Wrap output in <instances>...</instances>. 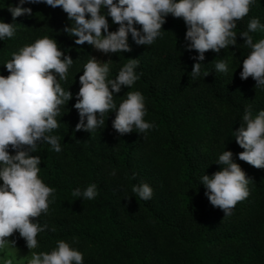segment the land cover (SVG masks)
Wrapping results in <instances>:
<instances>
[{
  "label": "trees",
  "instance_id": "obj_1",
  "mask_svg": "<svg viewBox=\"0 0 264 264\" xmlns=\"http://www.w3.org/2000/svg\"><path fill=\"white\" fill-rule=\"evenodd\" d=\"M17 6L19 0H0V22L16 24L15 35L0 40V75H10L4 66L12 53L45 36L56 40L74 62L67 80L59 81L72 99L60 106L59 127L51 133L60 137L62 151L40 143L32 153L41 161L39 178L56 190L49 197L48 213L33 221L48 227L38 234V246L32 250L14 233L9 240L15 247L51 252L64 240L83 253V264H264V169L239 160L244 150L233 135L246 107L251 106L254 116L264 110V90L255 89L251 77L240 79L243 60L251 51L240 33L253 18L264 25V0H255L248 15L236 22L235 47L205 53L201 75L195 79L190 73L198 53L186 50L187 26L171 14L152 45H137L129 34L130 52L107 54L112 61L108 79H115L128 59L139 60V80L114 93V103L118 108L128 91L141 92L144 120L154 124L145 133L134 129L123 135L112 127L115 110L105 115V126L91 133L75 131L79 77L93 57V46L76 45L77 38L64 31L72 22L62 8L25 3L32 14L13 20L8 9ZM101 14L110 32L118 30L106 8ZM250 35L258 42L264 39V28ZM221 59L228 64L227 73L215 69ZM224 150L233 153V162L251 181L249 196L228 216L211 205L201 184L203 175L221 170L216 163ZM141 183L153 190L148 201L132 192L133 185ZM91 184L97 185L95 199L72 195Z\"/></svg>",
  "mask_w": 264,
  "mask_h": 264
},
{
  "label": "clouds",
  "instance_id": "obj_2",
  "mask_svg": "<svg viewBox=\"0 0 264 264\" xmlns=\"http://www.w3.org/2000/svg\"><path fill=\"white\" fill-rule=\"evenodd\" d=\"M255 0H19V6L9 7L13 20L23 15H31V8L25 3H44L52 8H62L72 22L64 31L76 37V45L87 43L95 50L104 53L130 52L128 36L137 45H152L161 36L165 17L171 14L182 18L187 26L185 40L189 42L187 51H195L198 56L192 65L190 75L195 79L201 75L205 53H220L222 49L236 46L237 21L250 12ZM107 9V16L119 25L118 30L109 31L108 19L101 14ZM90 18H87L89 17ZM16 24L0 22V40L15 35ZM139 25L141 30H137ZM264 28L257 18L240 33L244 45L251 49L243 60L241 80L251 77L255 89L264 90V39L253 42L250 33ZM70 56L61 51L56 40L47 36L25 45L12 53V59L5 68L10 73L0 75V249L15 248V241H9L14 233L26 241L29 250L38 246L37 236L47 229L37 218L49 210V197L55 189L47 186L38 176L41 161L34 156L40 143H47L59 153L62 151L60 137L52 135L59 127L56 117L60 106L72 99V93L65 91L60 80L66 81L69 68L73 65ZM111 60L100 62L90 57L84 65L83 75L79 77L81 87L74 107L79 114L75 131L93 132L105 126L104 117L115 110L112 127L123 135L134 129L145 133L154 124L145 122L146 108L144 96L139 91H128L126 99L119 107L114 103V93L123 88H131L140 76L135 69L138 59H128L115 79H108ZM215 69L228 72V64L221 59ZM142 75V74H141ZM207 72L204 76H208ZM59 77V79H57ZM86 119V124H85ZM243 123L233 132L235 142L244 151L238 154L241 161L264 169V110L255 116L249 105L244 110ZM9 149L15 152L10 154ZM216 164L220 171L211 176L203 175L201 184L207 189L205 195L211 205L221 209L225 216L231 215L238 202L249 196L248 184L251 182L240 165L233 162V153L223 151ZM115 171L111 175H115ZM135 178V176H133ZM132 192L141 200L152 198L153 190L147 183L133 185ZM75 197L87 200L98 195L97 185H89L83 192L79 188L72 192ZM55 231V228L52 229ZM83 253L73 249L60 240L51 252H32L28 264H83ZM4 264H14L13 259H5Z\"/></svg>",
  "mask_w": 264,
  "mask_h": 264
},
{
  "label": "rangeland",
  "instance_id": "obj_3",
  "mask_svg": "<svg viewBox=\"0 0 264 264\" xmlns=\"http://www.w3.org/2000/svg\"><path fill=\"white\" fill-rule=\"evenodd\" d=\"M93 57H95L100 62L108 61V55L95 50L94 47ZM9 258L13 259L14 264H28V260L31 258V252L18 249L16 247L13 248L11 246L6 247L5 249H1L0 264H4L5 259Z\"/></svg>",
  "mask_w": 264,
  "mask_h": 264
}]
</instances>
